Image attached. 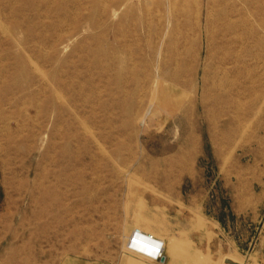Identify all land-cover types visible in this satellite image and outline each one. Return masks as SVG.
Listing matches in <instances>:
<instances>
[{"label": "rangeland", "instance_id": "1", "mask_svg": "<svg viewBox=\"0 0 264 264\" xmlns=\"http://www.w3.org/2000/svg\"><path fill=\"white\" fill-rule=\"evenodd\" d=\"M174 2L0 0V264L117 262L135 230L183 264H245L264 236V59L241 122L201 77L158 93Z\"/></svg>", "mask_w": 264, "mask_h": 264}, {"label": "bare ground", "instance_id": "2", "mask_svg": "<svg viewBox=\"0 0 264 264\" xmlns=\"http://www.w3.org/2000/svg\"><path fill=\"white\" fill-rule=\"evenodd\" d=\"M172 7L171 41L163 49L164 55L159 53L161 61L155 67L158 93L164 90L176 100L177 89L166 86L167 80L174 81L177 77L183 89L193 87L201 77L203 88L208 87L211 93L206 100L221 112L229 111L235 115L237 122L240 121L244 102L249 98L247 86L255 83L250 61L255 66L264 59V0H212V17L206 31L200 0H175ZM159 27L161 29L162 24ZM146 28L142 53L152 59L156 51L148 40L151 32L149 23ZM204 55L208 61L206 66L202 65ZM150 69L151 66L143 67L144 79L149 77ZM164 69H170L172 76L164 77ZM185 75H189L190 79H184ZM197 93L194 89V100Z\"/></svg>", "mask_w": 264, "mask_h": 264}, {"label": "crops", "instance_id": "3", "mask_svg": "<svg viewBox=\"0 0 264 264\" xmlns=\"http://www.w3.org/2000/svg\"><path fill=\"white\" fill-rule=\"evenodd\" d=\"M236 249L238 250V247ZM252 250L253 251L250 254V256L246 258L245 264H264V236L260 235V238L254 243ZM173 253L174 254H172V257L169 259L167 257V249L165 248V259L163 262V260H156L151 256L129 250V253L124 255V257L118 260L117 262H112V263L106 262L103 264H183L182 260L180 259V255H178L179 253L178 252H173ZM203 264H211V263L204 262ZM212 264H217V263L212 262Z\"/></svg>", "mask_w": 264, "mask_h": 264}, {"label": "built area", "instance_id": "4", "mask_svg": "<svg viewBox=\"0 0 264 264\" xmlns=\"http://www.w3.org/2000/svg\"><path fill=\"white\" fill-rule=\"evenodd\" d=\"M127 247L129 250L151 256L156 260L165 259L164 243L153 237V235L144 234L140 230H136L132 234Z\"/></svg>", "mask_w": 264, "mask_h": 264}, {"label": "water", "instance_id": "5", "mask_svg": "<svg viewBox=\"0 0 264 264\" xmlns=\"http://www.w3.org/2000/svg\"><path fill=\"white\" fill-rule=\"evenodd\" d=\"M225 264H237V263H235V262H233V261L228 259V260L225 261Z\"/></svg>", "mask_w": 264, "mask_h": 264}]
</instances>
